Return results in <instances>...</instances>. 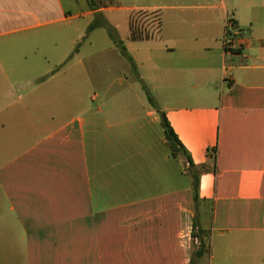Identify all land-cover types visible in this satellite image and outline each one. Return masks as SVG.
<instances>
[{
	"label": "crops",
	"instance_id": "1",
	"mask_svg": "<svg viewBox=\"0 0 264 264\" xmlns=\"http://www.w3.org/2000/svg\"><path fill=\"white\" fill-rule=\"evenodd\" d=\"M125 1L0 0V264H190L194 218L208 264H264V7ZM136 11L158 17L150 37H129ZM96 14L125 53L109 35L73 47ZM142 82L196 171L184 184Z\"/></svg>",
	"mask_w": 264,
	"mask_h": 264
},
{
	"label": "trees",
	"instance_id": "2",
	"mask_svg": "<svg viewBox=\"0 0 264 264\" xmlns=\"http://www.w3.org/2000/svg\"><path fill=\"white\" fill-rule=\"evenodd\" d=\"M87 2L92 9H95V8H98L104 5H118L119 4L118 0H87ZM141 12L147 15L148 11H141ZM155 17L158 20V17L157 16ZM97 27H105L109 37L114 41V43L118 45V47L122 50V52L125 53V47L122 43V40L118 38L115 29L111 25H109L107 21L99 14H96V16L94 17V20L88 25L87 30L89 31ZM129 29H130L129 37L131 39L147 38L153 34L149 28L139 24L138 21H136V18L133 17V14L130 15ZM142 87L150 103H152V105H154V107H156L159 112L161 125L164 129V136H165L166 143L168 144V146L170 147V149L172 150L174 154H176L177 152H180L186 158L187 162L191 164V159L189 155L187 154V151L184 149L183 145L180 143L179 139L174 133L168 119L166 118L165 113L159 110V108L157 107L151 90L144 82H142ZM198 188H199V179L196 176V177H193V195H194V201L196 202L198 201V198H199ZM208 235H209V232L205 229H202L199 226L198 219L194 218L192 237L197 240L198 244L191 252L190 264H208V259L210 256Z\"/></svg>",
	"mask_w": 264,
	"mask_h": 264
},
{
	"label": "rangeland",
	"instance_id": "3",
	"mask_svg": "<svg viewBox=\"0 0 264 264\" xmlns=\"http://www.w3.org/2000/svg\"><path fill=\"white\" fill-rule=\"evenodd\" d=\"M78 1L80 2L82 0H78ZM118 1L120 3V0ZM125 2H127L126 4L129 3L128 0H126ZM148 2H150V0H137L138 4H147ZM85 4L89 5L87 0H85ZM258 4H259L258 8L262 10V7H264V0H258ZM87 5H85V8H87ZM133 17L136 18V21H138L139 24L149 29H154L157 27L158 20L156 19L153 13L147 12V15H145V13L141 11H136V12H133ZM84 19H86V17L85 18L80 17L81 21L82 20L84 21ZM54 33H58L59 35L63 36L62 39H59L57 42L53 43L54 51L59 50L61 47L63 48L67 44L68 38H64L66 35L74 34V32L68 27L67 28L60 27L58 28V31H54ZM86 35H87L86 38L80 39L78 42H76L73 45V47H75L76 49H80L83 52H87V51H93L99 48H104V46L109 43L108 34H107V30L105 27H99L94 30L86 31ZM2 44L4 43H0V45ZM12 44L13 43L11 42H5L4 50L7 48H12ZM21 48L26 49V50L32 49V47H28V46L22 47V45H21ZM92 92L93 91L91 90H85V91H81V94L84 95V97H87ZM75 93L76 91H70V95L75 94ZM168 150L171 156L174 155V153L172 152L170 148H168ZM180 166H181V183L184 184L188 179L187 173L190 172L191 174H196V171H192L189 168V166H187L186 160L182 154H181ZM197 244L198 242L196 241V243L194 244L195 246L192 248V250L196 247Z\"/></svg>",
	"mask_w": 264,
	"mask_h": 264
},
{
	"label": "built area",
	"instance_id": "4",
	"mask_svg": "<svg viewBox=\"0 0 264 264\" xmlns=\"http://www.w3.org/2000/svg\"><path fill=\"white\" fill-rule=\"evenodd\" d=\"M239 35V29L230 19L226 22L225 34L222 40L224 52L226 54L238 55L241 48V41L236 40V36ZM197 241V240H196Z\"/></svg>",
	"mask_w": 264,
	"mask_h": 264
}]
</instances>
